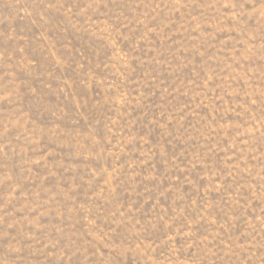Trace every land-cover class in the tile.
<instances>
[{"label":"rangeland","instance_id":"374dc122","mask_svg":"<svg viewBox=\"0 0 264 264\" xmlns=\"http://www.w3.org/2000/svg\"><path fill=\"white\" fill-rule=\"evenodd\" d=\"M0 264H264V0H0Z\"/></svg>","mask_w":264,"mask_h":264}]
</instances>
